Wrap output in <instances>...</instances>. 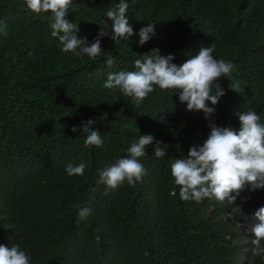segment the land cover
Returning a JSON list of instances; mask_svg holds the SVG:
<instances>
[{
	"label": "trees",
	"instance_id": "1",
	"mask_svg": "<svg viewBox=\"0 0 264 264\" xmlns=\"http://www.w3.org/2000/svg\"><path fill=\"white\" fill-rule=\"evenodd\" d=\"M125 2L136 34L119 44L102 38L104 55L93 60L61 50L50 13L37 16L22 0H0V244H18L32 264H264V256L253 255L255 235L238 231L264 190L246 188L233 205L186 202L171 174L176 158L203 146L209 123L238 132L239 109L264 122V0ZM115 3L74 0L68 19L79 26L78 38L94 42L104 20L110 30L105 14ZM149 23L155 36L141 46L138 33ZM213 43L217 59L236 65L231 79L240 91L221 78L226 94L210 120L189 112L172 90L157 87L137 107L103 87L108 73L135 70L134 61L153 49L180 65ZM102 116L96 128L104 143L86 148V134L71 129ZM149 134L168 145L166 157H155L150 146L140 161L143 182L105 195L99 172ZM80 162L84 176H69L66 166ZM89 206L91 215L78 224L79 209Z\"/></svg>",
	"mask_w": 264,
	"mask_h": 264
},
{
	"label": "clouds",
	"instance_id": "2",
	"mask_svg": "<svg viewBox=\"0 0 264 264\" xmlns=\"http://www.w3.org/2000/svg\"><path fill=\"white\" fill-rule=\"evenodd\" d=\"M22 6L37 16L50 13L51 35L59 41L64 53L76 57L87 56L96 60L104 55L101 40L110 37L115 43L130 40L134 33L127 18L128 3L119 0L106 11L105 17L112 21V27L104 20L102 30L94 42L89 44L86 39H79V26L68 19L74 0H22ZM155 25L149 23L138 33L139 44H147L155 36ZM215 44L201 46L195 54L180 65L174 63V55H162L159 49L140 55L134 61L135 70H121L110 72L103 85L112 90L113 94L120 93L131 99L139 107L158 87L161 90H172L179 95L181 103H186L189 112H203L205 118L214 115L216 106L225 91L219 81L231 76L236 65L225 59H217L213 53ZM111 67L115 60L112 56L106 58ZM232 91H240L239 82L230 85ZM119 100H117L118 102ZM209 102L213 107H209ZM239 119V131L231 127H219L209 123L211 129L203 146H193L184 152L183 157L176 158L171 164V174L175 184L179 187V196L183 201L202 202L204 199H215L220 202L235 204L240 192L246 188L252 191L264 190V122L253 110L235 112ZM99 120L88 119L81 121V127L73 126L72 132H82L85 135V147H101L104 140L96 128L102 123ZM151 146L155 157H166L168 145L156 141L152 135H140L133 139L127 149V155L118 158L111 166L99 172L98 183L106 186L105 195L118 190L127 183L135 187L143 182L147 174L141 159L148 155ZM87 165L69 163L65 171L69 176H84ZM95 191V189H93ZM175 194V193H174ZM248 216V219L238 224L240 234L254 236L252 240L253 255L264 256V201L261 202ZM91 207H81L78 211L79 224L91 215ZM0 264H32L31 257L21 250L18 244L7 247L0 244Z\"/></svg>",
	"mask_w": 264,
	"mask_h": 264
}]
</instances>
